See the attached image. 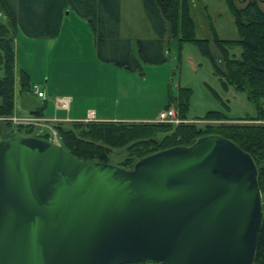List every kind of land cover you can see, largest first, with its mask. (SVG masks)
<instances>
[{
  "label": "water",
  "instance_id": "95a60500",
  "mask_svg": "<svg viewBox=\"0 0 264 264\" xmlns=\"http://www.w3.org/2000/svg\"><path fill=\"white\" fill-rule=\"evenodd\" d=\"M260 221L253 160L218 135L130 169L0 141V264H251Z\"/></svg>",
  "mask_w": 264,
  "mask_h": 264
},
{
  "label": "trees",
  "instance_id": "16d2710c",
  "mask_svg": "<svg viewBox=\"0 0 264 264\" xmlns=\"http://www.w3.org/2000/svg\"><path fill=\"white\" fill-rule=\"evenodd\" d=\"M225 1L234 16L237 37L223 39L211 29L209 44L206 38L194 35L188 0H140L153 37L135 40L138 55L135 57L129 39L120 33V0H0V50L3 55L0 116H9L13 107V51L12 33L9 30L13 31V36L19 31L28 38H54L58 34L63 14L70 9L88 22L95 57L99 62L139 75H143L142 64L156 65L166 60L164 44L168 38L178 42H194L209 60L221 84L243 91L246 98L256 106V114L247 118L250 122L205 124L201 128L192 123H178L171 127L168 123L74 121L72 124L79 130V134L58 128L62 138L59 147L78 160L107 163V150L103 145L123 144L128 153L117 165L130 169L141 157L173 146H189L202 135L214 134L230 140L250 155L256 168L261 221L251 264H264V8L258 7V0H245L242 7H236L234 0ZM211 46L218 57L214 55ZM234 46L239 48L237 53L230 51ZM20 85L29 89V77L23 69L20 71ZM178 91L176 107L178 116L184 118L188 110V89L179 88ZM199 118L216 120L227 117L217 111H208ZM3 124L0 123V131L2 127L10 126L9 123Z\"/></svg>",
  "mask_w": 264,
  "mask_h": 264
},
{
  "label": "rangeland",
  "instance_id": "374dc122",
  "mask_svg": "<svg viewBox=\"0 0 264 264\" xmlns=\"http://www.w3.org/2000/svg\"><path fill=\"white\" fill-rule=\"evenodd\" d=\"M188 2L189 16L194 23L193 32L197 38H206L211 44L212 31L223 39L237 37L236 26L233 23L234 16L229 12L225 0H188ZM244 3L245 0L233 2L236 7H242ZM257 3L260 9L264 8L263 0H258ZM120 6V33L129 39L131 51L135 57H138L135 40L152 38L153 34L143 14L140 0H120ZM71 15L76 17L74 13ZM84 25L89 24L84 21ZM9 32L12 33L13 51V107L9 116H0L1 124L9 123L10 125L6 128L2 127L0 141L14 137L43 136L44 138H40L59 146L62 144V138L59 136L58 128L72 130L74 134H79V130L72 124L74 121H96L94 115L93 118L88 116L91 111L86 113V109L89 108H94L99 115L127 117L130 120H136L134 122L168 123L171 127L178 123H192L201 128L205 124L246 123L250 122L248 117L256 114V106L246 98L243 91L236 90L231 85L225 87L221 84L218 76L213 73L209 60L199 51L194 42H178L174 38H168L164 44L167 50L166 60L156 65L142 64L143 75H139L137 72L99 62L95 58L90 26L89 38L87 37L86 42L84 41L85 32L80 26H76L74 32L77 33L76 37H79V45L68 46L67 50L59 48L58 51L54 48L56 44L54 47H49L44 42L45 38H28L19 31L13 36V31L9 30ZM211 50L214 51L212 46ZM230 51L237 53L239 48L234 46ZM214 55L218 57L216 53ZM2 56L0 50V75L2 74ZM80 56L94 57V62L79 63L74 61L75 58H72L69 63L64 60V57ZM21 69L29 77V89L20 85ZM32 83L47 89L49 99L46 102L52 111L50 114L46 112L47 106L38 102L39 98L31 88ZM179 88L188 89V110L184 118L178 116L176 107ZM68 95L71 98L70 114L73 111H77L78 114L86 113V119H68L65 111L63 114L62 112L56 114L54 98ZM15 96L19 99V108L22 109L23 114L15 111ZM168 108H173L176 119L168 122L157 121L158 112ZM30 110H33V114L29 113ZM208 111H217L227 118L216 120L199 118ZM123 122L133 121L124 120ZM27 127L30 128L27 130ZM103 148L107 150V163L116 166L128 153L126 145L123 144L112 146L104 144Z\"/></svg>",
  "mask_w": 264,
  "mask_h": 264
},
{
  "label": "crops",
  "instance_id": "0c3cea01",
  "mask_svg": "<svg viewBox=\"0 0 264 264\" xmlns=\"http://www.w3.org/2000/svg\"><path fill=\"white\" fill-rule=\"evenodd\" d=\"M69 14V15H68ZM73 13H71V10L70 9H67L65 11V13L63 14L62 18H61V22H60V26H59V31H58V34L54 37V38H45L44 42L50 46H56L54 48L58 49L59 48H62L64 50H67V47H72L73 45L75 46H78L79 45V37L77 38V33L74 32V27L76 26H80L83 31L85 32V38H84V41L86 42L87 40V37L89 38V34H88V29H89V25H84V21H86L85 19L81 18V19H78L80 17L76 16L74 17L73 15H71ZM69 18L66 20V18ZM71 18V19H70ZM87 24V23H85ZM17 34V33H16ZM13 42H14V39H13ZM57 58H63V57H57ZM65 61H67L68 63L71 62L72 58H75L74 61H78L79 63L80 62H90V63H93L94 62V57H64ZM96 58V57H95ZM31 83V82H30ZM39 90H41L43 92V96L42 97H37L39 98V101L40 103H43L47 106V113H51V109L48 108V105H47V102L48 99H49V96L47 95V89L46 88H40L39 87ZM32 94V93H31ZM33 96H35L34 94H32ZM36 97V96H35ZM69 98V102H68V106L66 109H62V108H58V107H54L55 111H56V114L59 113L61 114L60 112H62V114L64 113L63 111L66 112L65 116L68 118V119H78V120H84L87 118V114L89 111H91L94 115V119L96 120H108V119H111V120H120V121H124V120H128V121H136V120H130L129 118L127 117H116V116H105V115H102V114H97V111L94 109V108H89V109H86V113H84L85 111H83L84 114H82V112H80L79 114L77 113V111H73L72 114H70V109H69V104L71 102V98L69 97V95L67 96ZM19 99L17 96H15L14 98V106H15V111L18 113V114H23V111L22 109L19 108ZM54 106V104H53ZM68 112V113H67ZM30 114H33V110H30L29 112ZM123 119V120H121Z\"/></svg>",
  "mask_w": 264,
  "mask_h": 264
},
{
  "label": "built area",
  "instance_id": "2783aa9c",
  "mask_svg": "<svg viewBox=\"0 0 264 264\" xmlns=\"http://www.w3.org/2000/svg\"><path fill=\"white\" fill-rule=\"evenodd\" d=\"M32 91L36 94L37 97H42L43 92L39 90V85L37 83H32L31 85ZM69 98L68 97H56L54 98V104L58 108L66 109L68 106ZM90 118H93V113L90 112L88 115ZM175 111L173 108L162 109L157 114V121L159 122H168L174 120Z\"/></svg>",
  "mask_w": 264,
  "mask_h": 264
},
{
  "label": "flooded vegetation",
  "instance_id": "af4514ba",
  "mask_svg": "<svg viewBox=\"0 0 264 264\" xmlns=\"http://www.w3.org/2000/svg\"><path fill=\"white\" fill-rule=\"evenodd\" d=\"M147 263L152 264V263H150V262H147Z\"/></svg>",
  "mask_w": 264,
  "mask_h": 264
}]
</instances>
